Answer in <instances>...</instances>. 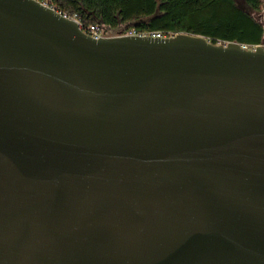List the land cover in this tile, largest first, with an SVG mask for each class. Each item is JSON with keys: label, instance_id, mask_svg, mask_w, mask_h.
<instances>
[{"label": "water", "instance_id": "1", "mask_svg": "<svg viewBox=\"0 0 264 264\" xmlns=\"http://www.w3.org/2000/svg\"><path fill=\"white\" fill-rule=\"evenodd\" d=\"M0 264H264L263 46L0 0Z\"/></svg>", "mask_w": 264, "mask_h": 264}, {"label": "trees", "instance_id": "2", "mask_svg": "<svg viewBox=\"0 0 264 264\" xmlns=\"http://www.w3.org/2000/svg\"><path fill=\"white\" fill-rule=\"evenodd\" d=\"M48 1L86 25L100 24L112 31L119 32L125 26L140 33H195L214 43L239 42L249 47L264 44V24L256 16L263 10L264 0H246L248 10L236 0Z\"/></svg>", "mask_w": 264, "mask_h": 264}, {"label": "built area", "instance_id": "3", "mask_svg": "<svg viewBox=\"0 0 264 264\" xmlns=\"http://www.w3.org/2000/svg\"><path fill=\"white\" fill-rule=\"evenodd\" d=\"M41 1V0H39ZM44 4H48L50 5L51 7L53 8H56L54 5H52L48 0H43L42 1ZM57 9V8H56ZM58 10V9H57ZM59 11V10H58ZM263 11H264V7H263ZM65 17H68V18H72V19H75L76 21H78L79 25H80V28L88 35L96 38V39H99V38H104V37H111L110 35H108L107 33V30L105 27L101 26L100 24H84L80 21L79 18H77L76 16H69L68 14L60 11ZM109 31V30H108ZM119 35H139V36H151L152 38H166V37H170V36H173L172 34H168V33H165V32H161V31H158V32H149V33H144V32H137L136 30L132 29V30H128L126 32H120L118 34H116V36H119ZM258 46H263L264 48V44L263 45H257V46H253L251 48L253 49H256Z\"/></svg>", "mask_w": 264, "mask_h": 264}, {"label": "rangeland", "instance_id": "4", "mask_svg": "<svg viewBox=\"0 0 264 264\" xmlns=\"http://www.w3.org/2000/svg\"><path fill=\"white\" fill-rule=\"evenodd\" d=\"M236 2L243 8V9H246V10H248L249 8H248V5L246 4V0H236ZM263 7H264V5H263ZM256 16H257V18L259 19V20H261L262 22H263V24H264V11L262 10L260 13H258V14H256ZM122 30H124V31H127L128 29L124 26V27H121L120 28V31H122ZM130 30H132V29H130ZM120 31L118 32V31H112V30H107V33H108V35H110V36H116V34H118V33H120Z\"/></svg>", "mask_w": 264, "mask_h": 264}]
</instances>
